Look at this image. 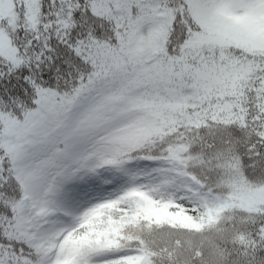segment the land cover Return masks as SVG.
<instances>
[{
    "label": "snow or ice",
    "instance_id": "6c2138e0",
    "mask_svg": "<svg viewBox=\"0 0 264 264\" xmlns=\"http://www.w3.org/2000/svg\"><path fill=\"white\" fill-rule=\"evenodd\" d=\"M0 264H264V0H0Z\"/></svg>",
    "mask_w": 264,
    "mask_h": 264
}]
</instances>
